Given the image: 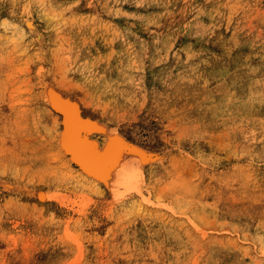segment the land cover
I'll return each instance as SVG.
<instances>
[{
    "label": "rangeland",
    "instance_id": "1",
    "mask_svg": "<svg viewBox=\"0 0 264 264\" xmlns=\"http://www.w3.org/2000/svg\"><path fill=\"white\" fill-rule=\"evenodd\" d=\"M52 94L140 193L69 160ZM0 264H264V0H0Z\"/></svg>",
    "mask_w": 264,
    "mask_h": 264
},
{
    "label": "bare ground",
    "instance_id": "2",
    "mask_svg": "<svg viewBox=\"0 0 264 264\" xmlns=\"http://www.w3.org/2000/svg\"><path fill=\"white\" fill-rule=\"evenodd\" d=\"M28 24L30 25L31 23H27V25ZM61 94L60 95L52 94L50 97L47 98L48 99L50 98L49 103L51 109L58 114V117L61 121L59 144L62 152L66 156H68L69 160L72 163L74 164L76 163L77 165L82 166L83 169L81 168L80 170H82L86 174L94 175V177H96L98 176V174L103 173L106 176L105 173L108 171V173L111 175L107 174L106 177L109 178V182H106V184L110 191L113 192L121 186L127 187V185L129 183L132 184L134 180L135 181V183H133L135 184L134 189L136 192H139L138 190L139 186L136 180L137 176L133 175V173L135 172L132 173L130 170L131 166H129V163L124 162V160L116 154L117 150L120 151V149L123 147L120 148L118 143L113 142L110 144H105V146L102 149H99L98 146L94 144L95 142L93 141L94 142L93 143L89 138L90 135L94 132L95 126L92 124L88 116L74 100L62 96ZM138 153L140 152L138 151ZM143 156L144 155L140 153V156L137 157H139L138 159H141V157ZM128 159H129L128 161H130V159L132 158L130 157ZM104 175L102 174L101 176L99 175L101 177L99 179L102 180L103 179L102 176L104 177ZM104 180L105 179H103L102 181L105 184ZM41 194L39 196L41 197L46 196V194L45 196Z\"/></svg>",
    "mask_w": 264,
    "mask_h": 264
}]
</instances>
